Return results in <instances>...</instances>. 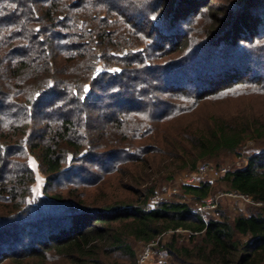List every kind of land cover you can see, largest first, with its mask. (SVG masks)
I'll use <instances>...</instances> for the list:
<instances>
[{
  "label": "trees",
  "instance_id": "1",
  "mask_svg": "<svg viewBox=\"0 0 264 264\" xmlns=\"http://www.w3.org/2000/svg\"><path fill=\"white\" fill-rule=\"evenodd\" d=\"M245 83L264 86V0H0L2 263L138 264L137 244L159 241L168 264H264V149L219 181L253 200L250 215L150 209L161 170L264 141V117L171 128L178 112ZM28 155L46 177L34 202ZM113 178L130 182L124 195L89 200L85 187ZM182 192L202 204L215 189Z\"/></svg>",
  "mask_w": 264,
  "mask_h": 264
},
{
  "label": "rangeland",
  "instance_id": "2",
  "mask_svg": "<svg viewBox=\"0 0 264 264\" xmlns=\"http://www.w3.org/2000/svg\"><path fill=\"white\" fill-rule=\"evenodd\" d=\"M256 69L259 70L258 65L253 66V70L255 71ZM192 81L194 80L191 78L190 82ZM253 84L255 83H245L242 86L233 88L227 92H214L215 94L213 93L211 97L206 96V99L199 100L197 104H195L197 106L192 113L187 114L184 112L185 110L180 113L178 112L184 123L171 127L173 129V133L180 130V126L186 124H193L195 126L200 125L202 128L209 124L211 117H215L217 119L226 117L233 118L237 115H247L258 118L264 117V86L261 88L260 86ZM261 149H264V141H261L260 143L248 142L238 151L236 155H229L220 161H200L194 171H177L175 166H170L168 170L165 168L166 165L162 163L161 168L165 169L161 170L160 174L156 175L158 176L156 181V196L150 202V208L155 207L162 201H172L186 203L193 209L196 208L206 219H219L222 214L228 215L230 220L240 215H250L253 212V206H255L253 200L248 199L241 194L224 189L222 185L219 184V181L229 170L245 167L247 165L248 158ZM25 161L27 162L28 167L34 172L35 183L32 186V196L29 200L34 202L44 195L46 177L41 171L39 162L34 156L28 155ZM128 168H130L131 172L132 169L135 170L133 165H130V167L125 166L123 176L127 175L128 171L126 170ZM171 171L172 174L170 175L169 173ZM216 173H218V175H215ZM84 180L92 183L94 179L89 180L88 177L84 178ZM119 180L120 178H113L109 183L102 184L100 189H98L99 186L96 188L89 184L90 186L85 187L87 193L91 195L88 196L89 200H94L92 199L94 194L99 197L102 194L103 188H106L109 196L124 195L123 188L127 189L126 185L130 182H121ZM200 183H210L215 189V192L206 200L205 203L202 204L194 201V198L190 196H184L182 192V188L184 186H198ZM178 233L182 234L181 243H189V236H191L190 233H185V231L180 230ZM38 234H40L39 231ZM171 238L172 234L166 233L160 238V240L163 244H166ZM158 244L159 241L149 245L141 243L137 244L135 249L137 251L138 264H141V258L148 251L150 252V256L147 260H145L144 264L170 263L171 258L169 254L164 252L163 249H156ZM9 249V247H0V264H5L7 262L4 261L2 263L3 259L10 255ZM10 263L15 264L13 261Z\"/></svg>",
  "mask_w": 264,
  "mask_h": 264
},
{
  "label": "built area",
  "instance_id": "3",
  "mask_svg": "<svg viewBox=\"0 0 264 264\" xmlns=\"http://www.w3.org/2000/svg\"><path fill=\"white\" fill-rule=\"evenodd\" d=\"M205 170V169H204ZM215 175H218V173H216ZM243 196H245V195H243ZM246 198H248V199H251L250 197H248V196H245ZM252 200V199H251ZM150 209H152V208H150ZM179 231V230H178ZM181 231V230H180ZM149 256H150V252L148 251L147 253H145L144 254V256L141 258V264H144V262H145V260H147L148 258H149Z\"/></svg>",
  "mask_w": 264,
  "mask_h": 264
}]
</instances>
